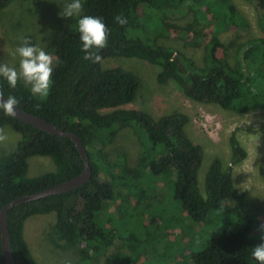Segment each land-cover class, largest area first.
<instances>
[{
	"label": "trees",
	"instance_id": "obj_1",
	"mask_svg": "<svg viewBox=\"0 0 264 264\" xmlns=\"http://www.w3.org/2000/svg\"><path fill=\"white\" fill-rule=\"evenodd\" d=\"M12 1L0 0V10ZM203 1L84 0L81 16L102 17L110 29L108 47L100 52L103 62L118 56L137 57L159 65L158 82L164 84L174 80L184 96L193 101L217 104L241 114L264 108V36L247 41L236 65L223 51L221 33L224 30L236 27L246 32L250 26L233 0H220L222 10L218 14L207 9L208 16L212 15L216 20L212 25L204 66L197 65L174 47L158 43L159 37L169 35L176 27L172 24L156 31L153 44L128 36L129 28H141L145 24L140 14L142 5L155 10L148 11L157 22L171 15L163 10H177L189 3L186 11H194L192 6ZM255 4L264 16V0H255ZM121 14L127 18V24L123 26L114 21ZM78 19L60 17L53 28L54 83L46 99L33 96L30 86L22 80L12 89L6 80L0 78V91L6 97L15 96L22 109L64 130L76 132L86 146L93 168V175L86 184L9 210L8 224L16 264H33L32 251L25 237L26 221L31 216L52 212L57 216L53 230L60 240L68 246L85 243L89 248L88 251L82 250L80 259L72 264H98L99 256L113 244L114 238L113 230L105 231L97 223L104 202L116 197L115 183L124 188H137L147 168L154 175L175 173L174 196L197 221H206L220 210L242 212L248 199L235 185L233 165L243 161L248 152L236 132L230 136L231 164L225 167L220 158L212 160L203 194L199 187V170L204 148L187 132L191 116L173 111L156 117L145 110L125 107L136 99L141 87L140 77L122 66L104 68L103 63L85 61ZM201 20L196 15L195 22ZM183 30L200 35L194 23ZM30 40L32 43L31 37ZM36 105H39L38 109ZM4 125L21 133L22 139L13 152L0 157V210L17 197L41 191L83 171L84 161L71 138L48 133L15 116H5L0 110V127ZM127 126L134 128L140 142L136 166H131L126 157L111 160L106 149L115 141L117 132ZM33 156L50 157L56 169L28 176L29 158ZM252 221L236 229L226 228L210 238L204 248L193 255L194 263L259 264L253 259L252 252L264 240L252 233ZM0 264H8L2 249L1 230Z\"/></svg>",
	"mask_w": 264,
	"mask_h": 264
},
{
	"label": "rangeland",
	"instance_id": "obj_2",
	"mask_svg": "<svg viewBox=\"0 0 264 264\" xmlns=\"http://www.w3.org/2000/svg\"><path fill=\"white\" fill-rule=\"evenodd\" d=\"M70 0H13L0 10V62L19 70L20 57L16 48L22 39L32 38V44L44 49L53 57L52 32L60 12ZM84 0H82L83 4ZM238 10L248 19L250 26L244 31L230 27L221 33L223 51L229 61L236 65L245 44L250 39L264 36V16L259 12L255 0H233ZM189 3L177 10L165 12L171 15L154 22L152 8L140 7L141 28H129V37H138L155 43L156 31L167 24L176 26L169 35L159 37L160 44L174 47L204 66L208 52L212 25L216 19L208 16L221 12L220 0H204L193 5L194 11H186ZM196 15L202 18L195 22ZM194 23L200 35L184 32L183 28ZM153 24V25H152ZM199 37V38H198ZM55 64V61H54ZM53 64V66H54ZM104 68L122 66L135 72L141 80L136 99L125 105L127 108L145 110L159 117L173 111H182L191 116L187 132L192 140L204 148V159L199 170V187L206 192L205 177L214 158H220L225 167L231 164L230 136L236 132L247 157L233 165L234 182L237 189L248 199L241 211L220 210L206 221H197L190 216L174 196L170 175H154L147 168L135 189L124 188L115 183L116 197L107 200L99 212L97 223L105 231L113 230V244L99 259L98 264H195L193 255L201 251L207 241L224 229H236L252 221V233L261 239L264 232V108L248 113H235L217 104L193 101L184 96L179 85L172 79L161 84L157 75L161 67L137 57L118 56L107 58ZM7 139L0 142V157L13 152L22 134L9 125L0 127ZM109 158H127L131 166L139 159L140 142L131 126L117 132L115 141L107 148ZM56 166L50 157L29 158L28 176H37L54 171ZM247 212V213H246ZM254 216V217H253ZM57 221L55 212L31 216L26 221L25 237L32 251L33 264H72L80 259L81 251H88L85 243L68 246L53 230ZM113 255V256H111ZM111 257V258H110ZM110 258V260H107Z\"/></svg>",
	"mask_w": 264,
	"mask_h": 264
},
{
	"label": "clouds",
	"instance_id": "obj_3",
	"mask_svg": "<svg viewBox=\"0 0 264 264\" xmlns=\"http://www.w3.org/2000/svg\"><path fill=\"white\" fill-rule=\"evenodd\" d=\"M82 0H70L60 12L62 18L78 17L79 39L82 44L81 51L84 53L83 59L92 63H103L100 55L101 50L108 47L110 29L102 17L83 15ZM114 21L121 26L127 24V18L122 14L117 15ZM16 54L20 57L19 70L10 67L8 64L0 62V78L7 81L10 88L15 89L19 81H23L26 86H30L33 96L40 100L46 99L53 87V57L41 47L31 43L30 38H23L21 46L16 48ZM18 100L15 96L9 95L4 98L3 91H0V110L8 117L16 115ZM37 109L39 105H36ZM7 136L3 129H0V142H4ZM260 231L264 232V225L260 226ZM264 240V237H261ZM254 260L259 264H264V242L255 246L252 252Z\"/></svg>",
	"mask_w": 264,
	"mask_h": 264
},
{
	"label": "water",
	"instance_id": "obj_4",
	"mask_svg": "<svg viewBox=\"0 0 264 264\" xmlns=\"http://www.w3.org/2000/svg\"><path fill=\"white\" fill-rule=\"evenodd\" d=\"M4 98L7 97L4 95ZM15 117L19 118L20 120L31 124L41 130H44L48 133L56 134L62 137H69L75 143L76 147L78 148L80 155L84 161V169L78 175L55 184L51 187H47L41 191L25 194L20 197L15 198L11 202L4 205L0 210V230H1V241H2V249L8 264H16L12 246H11V235L10 229L8 224V212L11 208L16 205L26 203L29 201H33L42 197H47L50 195L66 192L77 187H80L86 184L93 175V168L89 162V156L86 149V146L82 140V138L74 131H67L60 127H58L55 123L39 116L34 113L28 112L22 109L20 106L17 105V111Z\"/></svg>",
	"mask_w": 264,
	"mask_h": 264
}]
</instances>
